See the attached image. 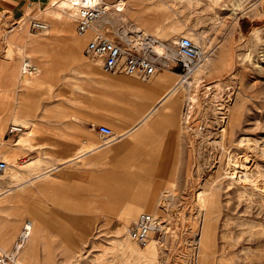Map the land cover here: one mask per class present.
Here are the masks:
<instances>
[{"label": "rangeland", "instance_id": "1", "mask_svg": "<svg viewBox=\"0 0 264 264\" xmlns=\"http://www.w3.org/2000/svg\"><path fill=\"white\" fill-rule=\"evenodd\" d=\"M107 1L106 27L128 35L135 34L136 27L145 28L170 43V50L163 47L164 54L156 53L160 58L175 52L181 36L206 52L204 61L176 89L180 146L171 176L148 177L142 163L108 160L111 151L101 154L100 170L86 157L65 168L80 177L62 178L59 168L53 172L56 184L47 189L31 192L27 189L32 184L18 186L16 192L26 193V199L1 213L16 225V234L6 244L5 228L0 226V250L12 249L25 220L34 219L37 246L28 262L21 251L22 264H264V0H122L120 10L112 5L117 0ZM58 2L0 0V103L8 101L10 111L16 95L22 103L23 92L51 87L61 63L73 56L60 33H68V41L80 36L67 13L50 14ZM29 15L49 22V28L32 31ZM145 19L158 22L150 26ZM56 24L65 27L54 31ZM86 35L78 41L80 57L102 66L101 59L86 54L93 32ZM28 41L48 55L28 50ZM25 59L37 66L35 73L22 72ZM45 59L53 64L45 65ZM170 67L162 71L173 70ZM176 70L172 84L181 78V68ZM55 110H43L40 117L61 120ZM8 117L0 121V160L5 161L6 150L26 151L23 145L4 141L10 123L33 126L26 118L12 113ZM121 122L131 124L126 116ZM31 147L35 154L17 160V167L44 157L43 143ZM50 164L22 170L27 177ZM3 180L12 182L10 176ZM131 205L148 207L126 210ZM19 211L24 212L21 218ZM142 212L159 215L163 225L147 243L128 232ZM205 226L204 253L200 239ZM152 243L154 252L143 253Z\"/></svg>", "mask_w": 264, "mask_h": 264}, {"label": "crops", "instance_id": "2", "mask_svg": "<svg viewBox=\"0 0 264 264\" xmlns=\"http://www.w3.org/2000/svg\"><path fill=\"white\" fill-rule=\"evenodd\" d=\"M60 34L62 42L71 45L69 48L72 52L69 54L73 56L68 57L66 63H61L63 68L54 75L58 80L51 87L45 85L44 91L39 89L23 92V96L19 95L24 99L22 103L17 100L16 95L11 111L8 101L0 103V121H5L9 118V113H12L13 116L26 118L33 124L29 128L24 123L15 122L26 127L16 143L25 146V153L20 154L19 150H6L3 153L4 158L12 165H7L6 171L0 175V226L5 228L6 244L15 236L16 225L1 213L16 202L21 203L26 199V193L16 192L18 186L32 184L27 189L31 192L33 189H47L56 184L53 172L59 168L62 178L80 177L70 174L65 168L77 166L85 157L92 159L94 168L100 170L101 154L110 151L108 160L112 162L128 160L142 163L149 172L146 176L169 177L180 146L175 128L180 110V96L176 93L178 81L172 84L174 76L179 73L176 66L165 72L162 70L167 68H163L160 70L162 72L158 71L147 80L126 73L105 72L102 66L91 59L80 57L81 43L68 41V33ZM36 45L38 44L34 41L26 43L28 50L48 55L44 48L39 49ZM45 62V65L53 64V60L45 59ZM28 78L24 75L22 79L27 82ZM54 106L56 116L61 120L40 117L43 110ZM124 116L131 124L121 122ZM101 125L111 127L114 135L104 137L99 131ZM37 143H43L44 157L36 156L17 167L14 164L17 160L35 154L31 145ZM181 146L184 145L181 143ZM48 162L51 164L45 170L31 173L27 177L22 170L23 167L34 170L48 166ZM5 176H10V184L3 180ZM147 207L131 205L126 210ZM18 214L17 218H21L24 212L19 211ZM27 220L35 227L34 235L31 233L32 237L26 243L28 247L25 244L22 249L23 254L28 252L24 255L28 262L35 252L39 229L34 219Z\"/></svg>", "mask_w": 264, "mask_h": 264}, {"label": "built area", "instance_id": "3", "mask_svg": "<svg viewBox=\"0 0 264 264\" xmlns=\"http://www.w3.org/2000/svg\"><path fill=\"white\" fill-rule=\"evenodd\" d=\"M74 8L76 30L79 34L88 31L93 32L89 39L85 52L87 55L101 58L102 68L107 72L126 73L143 80L150 79L158 71L166 67L176 66L181 68L180 82L185 81L206 57L205 51L190 37L181 36L175 41V52L168 53L164 58L154 53L152 45L147 38L141 35L131 36L119 30V33L110 31L106 27V16L109 14L107 0H67ZM121 1V0H119ZM118 2L112 5L119 8ZM27 21L30 29L41 32L49 27V22L28 16ZM124 33V34H123ZM146 36V35H145ZM140 39V40H139ZM139 40V41H137ZM37 71L29 59L22 64V72L33 74ZM26 127L19 123H10L4 135L7 144L15 145L17 138ZM99 131L104 137L114 135V131L107 125L99 126ZM7 167V161L0 160V174ZM31 221L28 220L22 227L15 245L10 250H0V264H22L20 251L31 229ZM162 219L159 215L151 212H142L138 219L134 220L128 227V232L140 243H146L151 235L162 228Z\"/></svg>", "mask_w": 264, "mask_h": 264}, {"label": "bare ground", "instance_id": "4", "mask_svg": "<svg viewBox=\"0 0 264 264\" xmlns=\"http://www.w3.org/2000/svg\"><path fill=\"white\" fill-rule=\"evenodd\" d=\"M66 1V2H65ZM122 1V0H121ZM121 1H119V4H120V2ZM217 1V0H216ZM116 2H118V0L116 1ZM118 4V6H119V8L121 9V6ZM54 10L53 11H51L50 12V14L51 15H54V16H57L58 15V13L61 11V13L62 14H68V16L70 15V16H72L73 17V19H74V21H75V18H74V8H72V5L67 1V0H59V2L57 3V4H55V6H54ZM59 12H58V11ZM58 17V16H57ZM158 22V20H154V19H145V21H143V23H145V24H148V25H153V24H156ZM76 23V22H75ZM62 27L64 28L65 26L64 25H59V24H56V26H53V30L54 31H58L59 29H62ZM49 28V27H48ZM47 28V29H48ZM46 29V30H47ZM45 31V30H44ZM91 31V30H90ZM89 32V31H88ZM87 32V33H88ZM92 32V31H91ZM133 32H135L137 35H141V36H144L145 38H147V41L146 42H149L151 45H152V47H154L153 48V50H154V52L155 53H158L159 55H162V54H164V52H165V50H162V49H164V48H167L168 50H170V48H171V45H170V43H165V42H163V41H161L160 39H159V37L157 36V35H155V34H152V33H150L149 31H147L145 28H143V27H136L135 28V30L133 31ZM76 33L80 36V37H77V36H75V35H73V36H71V42L72 41H74V42H78V41H81V40H84V39H86V36L87 35H85V34H79L78 32H77V30H76ZM136 34H131V36H135ZM146 35V36H145ZM84 38V39H83ZM79 43V42H78ZM196 44H198V43H196ZM164 47V48H163ZM94 57V59H101V58H99V57H95V56H93ZM102 61V60H101ZM101 65H102V62H101ZM6 169H7V167L5 168V170H4V172L6 171ZM4 172H2L0 175H2ZM215 201V200H214ZM212 202H213V199H212ZM215 203V202H214ZM214 203H212V204H214ZM213 206H215V205H213ZM212 206V207H213ZM208 208H209V206H208ZM141 214V213H140ZM139 214V215H140ZM138 215V216H139ZM138 216L136 217V219H138ZM136 219H134V220H136ZM28 221V220H27ZM133 221V220H132ZM26 222V221H25ZM32 223V222H31ZM25 224V223H24ZM207 224L208 223H206V226H207ZM205 226V229H204V232L202 233V236H201V239H200V241H202V251L205 253V252H207V233H208V229H207V227ZM34 230H35V227H33L32 226V224H31V229H30V231H29V234H28V237H27V239L25 240V242H24V244H23V247H25V244L27 243V241H28V239H29V237H30V235H31V232H32V234L34 233ZM21 232V231H20ZM34 235V234H33ZM32 237V236H31ZM130 237H132V236H130ZM18 238V237H17ZM34 238V237H33ZM35 240V239H34ZM36 241V240H35ZM148 242V241H147ZM146 242V243H147ZM26 246H27V244H26ZM35 246V245H34ZM33 246V247H34ZM23 247L21 248V251H22V249H23ZM28 247V246H27ZM156 247V245H155V243H152V244H150V245H148V247L143 251V253H152V252H154V248ZM29 250V249H28ZM32 250V249H31ZM21 251H20V253H21ZM30 252V251H29ZM33 252V251H32ZM27 253L28 252H26L25 253V256L27 255ZM32 257V256H31ZM30 257V258H31ZM24 260H25V258H24ZM25 262H26V260H25Z\"/></svg>", "mask_w": 264, "mask_h": 264}]
</instances>
